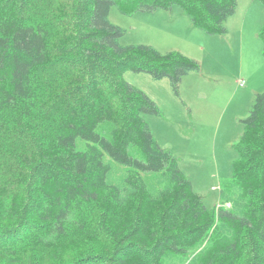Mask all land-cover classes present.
Segmentation results:
<instances>
[{
  "label": "trees",
  "instance_id": "16d2710c",
  "mask_svg": "<svg viewBox=\"0 0 264 264\" xmlns=\"http://www.w3.org/2000/svg\"><path fill=\"white\" fill-rule=\"evenodd\" d=\"M260 2L264 6V0ZM90 4L81 53L92 66L117 63L115 79L122 97L118 104L125 103L129 117L124 120V128L114 125L116 118L102 122L101 117L92 115L81 119L73 116L66 122L53 143L59 153L40 154L48 168L39 172L37 186L50 187L48 197L36 209L37 205L23 207L19 195L8 204H0V229L8 228L0 232V264H35L32 250H17L21 230L33 224L47 228L37 235L36 242L49 249L47 260L36 264H61L65 251L73 245L59 243L80 220L86 205L104 201L124 209L137 197L143 198L146 206L138 207L134 217L112 222L111 245L92 240L100 245L109 264H217L242 254L248 258L249 248L264 254V189H257L260 199L256 204L251 200L253 190L264 182V166L261 177L256 178L252 165L256 160L264 165V92L257 94L243 121L244 130L236 145L238 156L231 163L230 177L219 186L221 206L215 213V208L203 205L176 158L157 144L143 119L145 115H159L156 104L122 79L124 68L130 66L155 80L168 78L177 95L183 77L199 71L198 63L177 52L161 54L149 46L121 45L124 31L109 21L112 7L130 14L171 10L176 5L194 27L208 35H225V23L234 15L237 1L91 0ZM35 20L34 24H25L16 17L0 19V116L17 103L24 106L27 116L38 112L34 72L51 59L45 24ZM259 37L264 57V24ZM104 123L106 127H101ZM77 141L85 143L84 151H76ZM22 162L25 168H34L37 163L36 158ZM146 176L155 177L151 185L146 183ZM155 185H164V189ZM165 194V208L161 203H152ZM225 203L230 206L222 207ZM159 213L160 218L151 217ZM150 218L157 219L159 228H149ZM7 245L13 247H4ZM256 254L250 255L248 264H264V256L255 260Z\"/></svg>",
  "mask_w": 264,
  "mask_h": 264
},
{
  "label": "rangeland",
  "instance_id": "374dc122",
  "mask_svg": "<svg viewBox=\"0 0 264 264\" xmlns=\"http://www.w3.org/2000/svg\"><path fill=\"white\" fill-rule=\"evenodd\" d=\"M141 2L143 0H126ZM233 16L225 23V35H208L193 26L190 18L179 6L171 10L135 11L122 14L112 7L109 21L120 27L124 34L119 44L149 46L161 54L177 52L198 63L199 71L183 77L176 95L168 78L155 80L147 73H137L125 67L122 79L146 94L158 107L159 115H145L157 144L171 152L181 171L190 180L203 205L208 209L220 207L219 186L232 173L231 163L238 156L236 145L244 130L257 94L264 92V57L259 37L264 24V6L260 0H236ZM91 0H9L0 2V19L16 17L25 24L35 19L45 24L48 35L50 63L37 68L35 104L38 112L27 116L22 104L17 103L0 116V204L21 197L23 207L36 209L50 194L51 188H38L39 172L48 168L41 153L57 154L55 137L71 118L99 116L102 122L118 119L117 127L124 128L129 117L115 79L117 63L91 65L81 53V37L88 19ZM107 123L101 125L106 127ZM85 143L77 141L76 151H84ZM35 159L34 168H25L24 159ZM253 175L261 177L259 160L252 163ZM119 171L124 168L116 167ZM61 177H58L59 180ZM151 185L154 176L144 177ZM164 189V185H155ZM253 190V204L260 199ZM165 194L152 201L165 208ZM141 197L127 208H117L101 201L86 205L77 224L67 230L59 245H73L65 251L61 264H109L100 245H111V224L134 217L138 207H145ZM229 203L222 207L228 208ZM154 210L159 211V206ZM151 217L160 218L159 214ZM150 229L159 228V222L150 218ZM32 227V228H31ZM21 230L19 252L32 250L36 263L46 261L49 249L37 244L36 237L45 226L33 224ZM8 231L1 228L0 232ZM16 236V235H15ZM98 242V243H99ZM7 248L13 245L4 246ZM259 252V251H258ZM242 254L217 264H248ZM83 256V257H79ZM264 256L262 252L254 259ZM94 258L90 262V258ZM190 259V258H189ZM51 264V263H46ZM100 264V263H99Z\"/></svg>",
  "mask_w": 264,
  "mask_h": 264
}]
</instances>
